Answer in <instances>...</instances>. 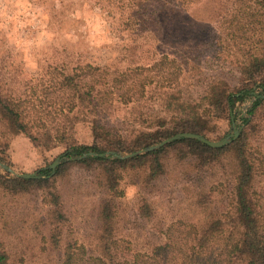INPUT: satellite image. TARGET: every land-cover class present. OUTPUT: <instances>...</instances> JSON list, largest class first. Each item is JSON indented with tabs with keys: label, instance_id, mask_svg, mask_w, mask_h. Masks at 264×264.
<instances>
[{
	"label": "trees",
	"instance_id": "obj_1",
	"mask_svg": "<svg viewBox=\"0 0 264 264\" xmlns=\"http://www.w3.org/2000/svg\"><path fill=\"white\" fill-rule=\"evenodd\" d=\"M106 2L117 7L124 29L134 33L168 38L199 34L205 20L212 19L214 26L208 29L204 45H183L179 53L166 47L146 65L137 63L121 70L85 64L79 70L70 69L61 81L68 94L67 109L62 125L54 130L45 125L43 117L27 118L21 99L4 92L0 79V138H5L0 139V155L6 149L7 134L25 137L40 153L62 146L66 157L132 152L181 132L207 138L210 123L222 116L240 120L238 135L218 148L180 138L126 159L87 155L61 162L53 173L46 163L37 172L38 178L0 174V193L11 197L43 193L44 208L37 218L44 224L46 245L59 253L60 264H264V205L256 189V178L264 174V153L254 147L264 125V0H228L226 7L216 1L204 19L200 14L206 5L203 0ZM213 58L227 64L228 70L207 75L205 64ZM256 90L258 95L241 114L239 106ZM117 105L125 107L126 113L112 120L108 112ZM79 123L88 126L89 142H75L69 133ZM225 155L233 161L234 170L231 209L223 220L216 215L215 191L206 181V171ZM170 156L187 165V178L194 187L190 206L195 224L190 243L183 249L178 241L166 237L144 254L125 253L117 237L121 172L144 169L141 185L151 188L166 172ZM76 165L97 170L103 192L97 204L94 250L86 255L81 247V258L77 245L65 240L67 217L58 188L59 180ZM136 211L146 223L156 216L143 196ZM0 264H14L1 241Z\"/></svg>",
	"mask_w": 264,
	"mask_h": 264
},
{
	"label": "rangeland",
	"instance_id": "obj_2",
	"mask_svg": "<svg viewBox=\"0 0 264 264\" xmlns=\"http://www.w3.org/2000/svg\"><path fill=\"white\" fill-rule=\"evenodd\" d=\"M216 1L228 6V0H203L206 5L200 10L202 19ZM119 19L120 11L106 0H0L3 91L21 99L27 118L43 117L45 125L54 130L62 125L67 109L68 94L61 81L70 69L79 70L85 64L100 68L111 65L121 70L133 68L137 63L146 65L155 53L158 58L160 51L167 48L179 53L183 45H204L208 29L214 26L212 19L205 20L199 34L191 32L167 38L157 33L130 32ZM228 68L227 64H220L213 58L206 62L204 72L210 75ZM248 101L247 98L239 106L243 115ZM108 113L113 120L124 115L126 108L117 105ZM233 120L226 116L213 120L206 132L207 139L218 141L239 131L240 120ZM69 133L78 143L91 140L88 126L81 123ZM6 141L0 162L16 173L38 172L44 164L50 165L64 153L62 146L40 153L21 135L7 134ZM254 147L264 153V125ZM233 170V161L225 155L206 171V181L215 191L216 215L223 220L231 209ZM188 171L187 165L175 162L170 156L166 172L151 188L141 185L144 169L121 172L117 237L125 247V253L144 254L166 237L178 241L183 249L190 243L194 223L190 198L194 187L187 178ZM97 172L76 165L58 182L67 217L65 240L70 239L77 245L79 258L81 247L86 255L94 250L97 204L103 193ZM0 174L17 178L5 169H0ZM256 189L264 205V174L256 178ZM141 196L155 209L156 216L150 223L137 216ZM42 198L41 191L17 197L0 193V241L14 264H60L59 253L46 245L45 227L37 218L44 208Z\"/></svg>",
	"mask_w": 264,
	"mask_h": 264
},
{
	"label": "water",
	"instance_id": "obj_3",
	"mask_svg": "<svg viewBox=\"0 0 264 264\" xmlns=\"http://www.w3.org/2000/svg\"><path fill=\"white\" fill-rule=\"evenodd\" d=\"M259 93V90L253 91L252 92V97L250 98V100L248 101V106L253 102V100L255 99V96H257ZM238 130L234 131V134L232 135H226L225 137H223L222 139L218 140V141H212L207 139L205 136L200 135V134H196V133H190V132H181V133H177L169 138H166L158 143L143 147L139 150L136 151H132V152H122V151H105L103 153H87V154H83L82 156H73V157H66V156H58L49 166L48 168L52 169V173L54 172L53 170L55 169V167L57 165H59L61 162L63 161H69V160H73V159H80L82 157H85L87 155L90 156H95V155H99V156H103L106 158H119V159H126V158H131L134 156H138V155H142V154H146L150 151L156 150L174 140L180 139V138H189V139H195L198 140L204 144H207L211 147L214 148H218V147H222L226 144H228L230 141H232L237 135H238ZM0 169H5L7 171H9L11 174H13V176L15 177H20V178H33V177H40L36 172L33 173H16L14 172L12 169H10L9 167H7L6 165H4L3 163L0 162Z\"/></svg>",
	"mask_w": 264,
	"mask_h": 264
}]
</instances>
